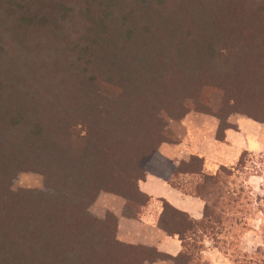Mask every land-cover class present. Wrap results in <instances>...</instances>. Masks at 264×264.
Wrapping results in <instances>:
<instances>
[{"label": "trees", "instance_id": "1", "mask_svg": "<svg viewBox=\"0 0 264 264\" xmlns=\"http://www.w3.org/2000/svg\"><path fill=\"white\" fill-rule=\"evenodd\" d=\"M191 112L217 117L220 140L234 114L264 123V0H0V264L167 257L90 210L108 192L140 217L150 172L205 202L196 220L161 199L177 264H201L206 239L233 264H264V247L241 248L257 217L264 244V191L249 183L264 162L246 151L209 174L199 156L175 165L160 152ZM23 172L44 187L14 190Z\"/></svg>", "mask_w": 264, "mask_h": 264}, {"label": "crops", "instance_id": "2", "mask_svg": "<svg viewBox=\"0 0 264 264\" xmlns=\"http://www.w3.org/2000/svg\"><path fill=\"white\" fill-rule=\"evenodd\" d=\"M229 122L235 127L228 128L225 138L220 140L217 137L219 120L213 115L191 112L182 120L172 119L168 130L177 141L163 142L160 152L175 165L188 162L192 156H199L204 161V171L215 174L221 166H235L246 151L251 154L264 151V123L244 115H233ZM192 176L190 173L180 174L185 181ZM254 177L261 178L260 184L252 183ZM249 183L255 193H263L262 176H252ZM140 189L151 197V201L138 218L125 213L128 202L124 197L108 192L101 193L90 206V210L99 218H105L108 212L115 214L118 217L117 237L121 241L152 247L168 255L165 258L147 261L146 264H177L173 257L182 251L183 242L178 235H170L159 226V217L163 211L161 199H165L196 220L203 219L205 202L200 197L173 186L164 176L152 172L140 182ZM262 222V218L253 219L254 229L246 232L242 239L241 248L244 251L254 253L257 250L254 238ZM201 264L233 263L229 255L206 239L205 248L201 252Z\"/></svg>", "mask_w": 264, "mask_h": 264}, {"label": "rangeland", "instance_id": "3", "mask_svg": "<svg viewBox=\"0 0 264 264\" xmlns=\"http://www.w3.org/2000/svg\"><path fill=\"white\" fill-rule=\"evenodd\" d=\"M237 115H242V114H234V116H237ZM247 158L254 159L255 162H258V165L262 166V163L260 164V162L261 161L264 162V151L258 152V153H252L251 155H248ZM248 165H251L250 162L248 163ZM261 181H262L261 178H257V177L252 178V183L254 185L260 184ZM43 187H44L43 176L41 174L35 173V172H23L12 183V188L14 190H18L20 188H43ZM262 238L263 237H262L261 233L258 232V234L254 238L256 241L255 243L257 244L256 245L257 248L264 247Z\"/></svg>", "mask_w": 264, "mask_h": 264}]
</instances>
